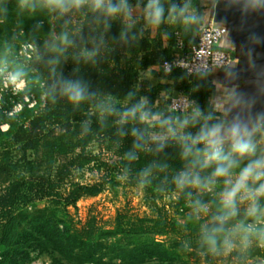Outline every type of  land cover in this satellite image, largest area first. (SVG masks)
Returning <instances> with one entry per match:
<instances>
[{"label":"trees","instance_id":"1","mask_svg":"<svg viewBox=\"0 0 264 264\" xmlns=\"http://www.w3.org/2000/svg\"><path fill=\"white\" fill-rule=\"evenodd\" d=\"M148 2L111 0L122 5L117 18L94 8L92 1L60 13L43 0H28L24 6L20 0H0V32H23L33 47L30 57L0 47V71L23 80L20 95L31 102L15 113L0 110V264H26L19 257L29 258L31 248L48 254L51 264H246L264 259L255 233L226 257L222 249L190 251L178 240L159 242L156 237L180 234L182 228L164 206L153 218L119 212L110 228L100 227L94 217L81 227L73 224L69 208L101 195L110 177L89 184L75 181L78 170L94 166L101 171L100 155L89 149L93 144L115 158L113 169L130 186H142L156 202L176 194L179 212L206 187L181 188L176 176L184 170L209 175L192 156H182L180 142L163 122L177 134H194L200 124L184 122L199 109L213 117L210 123H229L212 103L215 88L208 74L160 68L196 45L205 27L202 0H159L164 8L159 23L150 21ZM132 6L142 10L140 16L130 15ZM156 65L161 73L151 74L165 82L149 86L139 79L140 72ZM69 83L83 89L82 99H70ZM162 93L187 96L191 109L171 113V98H159ZM104 104L109 106L105 113ZM136 105L133 115L130 109ZM151 132L165 137L152 139ZM263 138V132L253 135L255 144ZM259 203L264 207V198Z\"/></svg>","mask_w":264,"mask_h":264},{"label":"rangeland","instance_id":"2","mask_svg":"<svg viewBox=\"0 0 264 264\" xmlns=\"http://www.w3.org/2000/svg\"><path fill=\"white\" fill-rule=\"evenodd\" d=\"M88 2L92 0H86ZM67 13V12H66ZM139 10L134 6L130 7V15L133 17H138ZM114 17L119 18L120 14H113ZM75 21V18H72ZM154 36V32H152ZM23 32L17 30L11 32H0V47H5L7 50H13L17 48L19 56H25L31 53V48L27 46L26 41L23 40ZM156 71V73H161L159 66H154L147 70H142L140 72L139 79L146 80L149 86H155L160 82H165L163 78L159 76H154L151 71ZM25 88V83L13 77L9 72L5 70L0 71V110L6 112H17L22 107L23 103L31 102L27 98H23L20 94ZM174 94L166 95L162 93L159 98L169 99L174 97ZM143 103L145 99H142ZM116 105L125 108L127 103L116 102ZM103 107L104 113L108 111L107 104L101 105ZM103 111L101 113H103ZM178 115H175V121ZM154 121H158L155 118ZM152 125V124H151ZM171 124L168 123L167 130ZM7 125H2L1 130L6 131ZM174 128V127H172ZM165 130V129H163ZM150 137L164 138V135H157L154 132L150 133ZM3 146L0 143V151ZM91 151L100 155V161L98 166L101 171H97V168H85L78 170L74 174L75 181L81 184L94 183L95 181L101 180L102 176L108 174V181L104 192L95 198H84L77 203V208H69L71 213L73 224L76 227H81L89 217H94L97 223L102 228L113 227L114 219L119 212H128V215H134L138 217H156L159 207L164 206L166 210L169 211L171 218L174 219L178 224L181 225L180 234H167L164 236L156 237L161 243H170L172 241L178 240L185 244L187 249L198 250V249H211L202 240V228L206 225H211L213 223V217L218 215L221 211V199L222 193L227 187L224 180L225 178H217L214 184L209 185L205 188L197 197L187 203L185 208L177 212L175 209V202L177 199L176 194H165L162 201H155L154 197L146 194L143 187L130 186L126 179L120 176L117 171L112 167L115 160L110 154L99 150L96 145H92L89 148ZM256 155L259 156L264 154V138L256 143ZM102 163H107L109 169L103 166ZM247 163V158L242 160L241 167ZM215 164L204 168L207 170L210 176ZM235 171H238L235 170ZM235 176V172L233 178ZM200 205L206 206V211L200 210ZM247 203H241L238 206V215L228 221L227 227L230 230V226L245 223V224H255L258 228L264 227V217L252 218L246 215ZM240 233L233 234L231 239L233 241V246L231 248L218 247L220 251L222 249V254L226 257L230 249H239L240 245L243 243L241 240ZM258 235V234H255ZM260 236V235H259ZM259 243L264 246V236H260ZM29 258L24 259L19 257V260L23 259L26 264H51L52 258L43 253L39 248H31ZM203 253V252H202ZM187 261V260H185ZM66 264V262H64ZM118 263V262H117ZM183 264V263H182ZM191 264V262H188ZM219 264H230V263H219ZM246 264H264V259L256 258Z\"/></svg>","mask_w":264,"mask_h":264},{"label":"clouds","instance_id":"3","mask_svg":"<svg viewBox=\"0 0 264 264\" xmlns=\"http://www.w3.org/2000/svg\"><path fill=\"white\" fill-rule=\"evenodd\" d=\"M85 2L86 0H43L44 5L60 13L79 8ZM20 3L24 6L28 0H20ZM92 5L96 9L105 10L108 14L122 11V5H113L111 0H92ZM147 9L150 21L159 23L164 14V8L159 0H149ZM173 10H176L175 5ZM65 91L70 94V99L73 101L83 98V89L78 84L69 83ZM139 107L140 105L134 106L130 112L134 115ZM212 119L211 115H204L196 109L190 120L184 122L193 126L200 124L194 134L191 132L177 134L172 127H169V132L180 142L183 157L192 156L194 162L201 168L215 164L208 177H201L199 172L192 170L181 171L175 178L179 187L203 188L214 184L217 178H225L227 187L222 193L221 211L213 217L211 225L202 228V240L209 248L216 250L218 247L231 248L233 246L231 237L236 233L242 234L243 242H247L253 233L264 236V227L258 228L255 224L240 223L230 226V230L227 227L228 221L238 215V206L241 203H247V216L257 219L264 217V207L259 203L264 198V154L256 155L257 149L252 130L247 124L236 119L230 123L223 120L210 123ZM226 143L229 146L227 151H225ZM201 145L202 147H198ZM245 158L247 163L241 167V162ZM237 169L238 171H235ZM200 210L206 211V206L200 205Z\"/></svg>","mask_w":264,"mask_h":264},{"label":"crops","instance_id":"4","mask_svg":"<svg viewBox=\"0 0 264 264\" xmlns=\"http://www.w3.org/2000/svg\"><path fill=\"white\" fill-rule=\"evenodd\" d=\"M236 0H202L204 5V24L227 26L229 32L218 44L220 50L233 54L234 62L225 69H213L208 73L215 91L212 103L230 123L234 119L247 124L252 130L264 133V103H254L249 96L262 82L257 79L250 67L262 55L263 49L253 44L250 34L244 29L242 21H234L231 7ZM139 10L141 15L142 10Z\"/></svg>","mask_w":264,"mask_h":264},{"label":"built area","instance_id":"5","mask_svg":"<svg viewBox=\"0 0 264 264\" xmlns=\"http://www.w3.org/2000/svg\"><path fill=\"white\" fill-rule=\"evenodd\" d=\"M227 29L211 24L205 26L198 37L196 45L186 54L172 62L165 61L160 68L165 73L173 68L184 70L187 74H208L213 69H223L234 62L233 54L229 51L220 50L218 44L226 35ZM33 50L32 45H27ZM30 57V54L26 55ZM22 83L24 81L22 80ZM190 100L185 95H177L171 98L169 109L174 114H186L191 109ZM21 108V107H20ZM228 144H225L227 147Z\"/></svg>","mask_w":264,"mask_h":264},{"label":"water","instance_id":"6","mask_svg":"<svg viewBox=\"0 0 264 264\" xmlns=\"http://www.w3.org/2000/svg\"><path fill=\"white\" fill-rule=\"evenodd\" d=\"M230 13L234 21H242L243 27L250 34L253 44L258 49H263L261 57L250 67L251 72L262 84L253 89L249 96L254 99V103H264V0H236ZM221 27L227 29L225 35L227 36L229 28L227 26Z\"/></svg>","mask_w":264,"mask_h":264}]
</instances>
